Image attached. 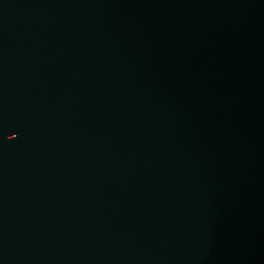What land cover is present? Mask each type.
<instances>
[{"label":"water","instance_id":"1","mask_svg":"<svg viewBox=\"0 0 264 264\" xmlns=\"http://www.w3.org/2000/svg\"><path fill=\"white\" fill-rule=\"evenodd\" d=\"M0 264H264V0H0Z\"/></svg>","mask_w":264,"mask_h":264}]
</instances>
